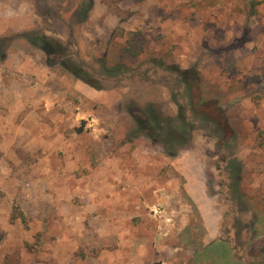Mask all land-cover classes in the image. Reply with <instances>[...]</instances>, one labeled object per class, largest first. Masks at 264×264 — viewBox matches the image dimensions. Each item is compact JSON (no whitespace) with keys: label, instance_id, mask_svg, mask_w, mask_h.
<instances>
[{"label":"rangeland","instance_id":"rangeland-1","mask_svg":"<svg viewBox=\"0 0 264 264\" xmlns=\"http://www.w3.org/2000/svg\"><path fill=\"white\" fill-rule=\"evenodd\" d=\"M254 1L0 0V264H264Z\"/></svg>","mask_w":264,"mask_h":264},{"label":"trees","instance_id":"trees-1","mask_svg":"<svg viewBox=\"0 0 264 264\" xmlns=\"http://www.w3.org/2000/svg\"><path fill=\"white\" fill-rule=\"evenodd\" d=\"M123 0H111L113 4H109V9L112 10L113 12L119 11L118 3ZM247 1V8L251 11V14H257V2L254 0H246ZM249 11V12H250ZM125 42L124 45L117 47V44L113 45L111 51L112 54L115 56L116 59H118L120 62H134L136 61L145 51L146 49V38L144 34L141 31H131L127 34L125 37ZM36 40L38 42V46H40L41 49L47 50L48 52L54 53V52H59L60 46L51 45V42H48L45 37L38 36L36 37ZM121 64V63H120ZM155 117L153 116V119ZM263 217H264V206H263ZM262 218V216H261ZM258 218V219H261ZM258 224V221L256 222ZM218 247L217 244H213L211 247L207 248L209 253H215L216 251H221L222 252H227L225 248L222 247L221 250ZM225 250V251H224ZM208 253V254H209ZM207 254V255H208ZM260 254L264 255V250L260 252ZM205 256L207 259V262L210 263H217V261L225 262L226 264H248L242 261L239 256L235 255L234 261L230 260L229 263L226 260H220V259H215L212 257L210 254L209 256ZM8 263H13V261H7ZM212 263V264H213ZM258 264V263H257Z\"/></svg>","mask_w":264,"mask_h":264}]
</instances>
